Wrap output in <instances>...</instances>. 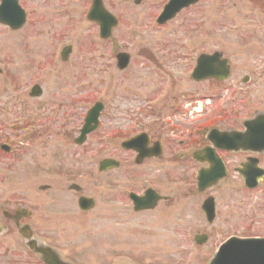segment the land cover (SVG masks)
I'll return each instance as SVG.
<instances>
[{"label":"rangeland","instance_id":"1","mask_svg":"<svg viewBox=\"0 0 264 264\" xmlns=\"http://www.w3.org/2000/svg\"><path fill=\"white\" fill-rule=\"evenodd\" d=\"M81 1L71 3L68 19L54 27L51 35L42 24L27 26L30 34L24 39L22 36L17 38L15 32L0 26V68L3 70L0 74V112L6 106L8 114L21 113L24 108L38 111L37 103L43 102L46 111L55 107L71 110V114L75 115L72 134L68 131L66 136L36 135L28 143L32 146L26 149L45 152L58 148L66 156H78V164L84 173L78 184L86 190L87 196L96 195L94 165L105 156L122 152L120 142L113 134L134 135L141 129L136 122L140 118H143V123L153 122V112L152 109L148 111L150 105L146 100L162 97L161 89L165 84L162 73L167 70L180 84L183 83L172 91V95L179 96L183 92L187 95L184 109L188 117L215 112V105L220 99L224 100L221 106H233L235 110L242 111V118L264 112V0H260L261 4L253 0H200L199 5L181 12L165 26L156 22L167 0H143L145 5L142 7L134 5V0H129L125 6H118L122 0H105L106 5L112 7L111 12L120 19L111 40L115 42V50L128 52L132 59L126 71L116 69L117 60L111 57V45H101L103 41L99 38L97 26L84 20L82 12L89 0L84 4ZM20 33L25 34L26 31ZM68 45L73 47L74 56L70 63L65 64L60 60V53ZM30 47L42 63L39 75L33 68L29 70L30 61L25 50ZM214 51L229 59L232 79L221 85L195 83L190 76L197 59L202 53L211 54ZM151 53L152 59L149 58ZM246 76H250L251 81L244 85L241 81ZM17 81H22L23 85L19 92L20 102L13 97L16 94L14 82ZM35 82L43 85L46 93L43 99L30 103L29 96L27 98L24 94L31 90ZM233 89L237 91L234 95ZM169 92L161 105L171 98ZM97 101L104 103L106 108L101 127L83 146H78L74 141L83 127L87 111ZM231 101L233 105L229 104ZM139 106L140 111H137ZM143 111H146L145 115ZM59 119L64 121L61 114ZM70 183L57 181L56 184L65 191ZM51 184H36L35 190L39 195L37 188ZM8 189H4V194H8ZM27 189L31 190L33 186H22L21 192ZM50 195L55 196L57 192ZM255 196L256 193H252L247 195V199L254 200ZM178 204L185 209L182 217L177 214L178 209L171 214L163 213L161 217L157 212L132 216L121 209L125 203L120 201L116 206V229L124 259L115 264H210L217 250L215 242L210 248L195 244L193 238L197 231H193L190 225L197 221L195 212L194 216L185 214L187 208ZM258 204L259 212L255 207H248L244 215L248 216L249 225L253 217L260 216L261 235H264V204ZM98 214L96 211L88 215L81 228L71 229L72 233L61 240L64 245L74 240L80 242L81 247L91 255V264L104 262V259L101 261L100 242L104 236L109 241L108 236L115 227L100 222ZM170 222L173 226L169 225ZM177 226L186 234L172 228ZM256 232L257 226L252 233ZM109 261L108 258L105 262ZM0 264H4L1 259Z\"/></svg>","mask_w":264,"mask_h":264},{"label":"flooded vegetation","instance_id":"2","mask_svg":"<svg viewBox=\"0 0 264 264\" xmlns=\"http://www.w3.org/2000/svg\"><path fill=\"white\" fill-rule=\"evenodd\" d=\"M87 1L83 0L81 3ZM128 1L122 0L118 6L128 5ZM135 1H139V5H136ZM92 2L93 0H89L86 4L87 9L85 7L82 12L83 17L89 13ZM71 3H75V0H0V26L7 28L6 24L10 20L24 18V27L13 31L17 37L28 36L30 31H27V26L33 24L44 25L47 33L51 35L54 33V27L68 19ZM133 3L138 7L145 5L143 0H134ZM103 4L111 13L112 7L106 5L105 0ZM18 15L19 17H16ZM22 30L27 32L21 34ZM101 45H111V57L116 58L120 52L114 49L113 41H105ZM28 52H31L28 54L29 65L37 71L40 68V59L34 50L30 49ZM73 56L74 51L70 60ZM162 74L165 81L162 90L170 91L171 95L173 90L183 85L173 78L172 72L167 70ZM16 85L20 90L23 88V85ZM45 93L46 89L42 86V99ZM24 95L29 96L30 92ZM13 97L17 101L21 100L20 97ZM41 98H31L30 103ZM187 101V95L183 92L179 96L172 95L164 105L152 106L151 124L143 123V118L138 119L140 134L147 135L140 142V152L122 150L120 154L105 156V159H100L94 165L96 195L90 197L96 201V207L91 212L83 211L79 206L82 196L90 197L78 184L79 178L83 176L78 156H66L58 148L45 152L33 148L26 149L32 146L28 143L34 140L36 135L49 133L51 136H66L68 131L72 134L75 115L71 114V110L55 107L46 111L44 103H38V111H28L24 108L21 113L8 114L9 110L2 108L0 259L3 263L47 264V261L53 259L58 263L55 258L58 256V259L66 264H91V255L81 247L80 242L74 240L64 245L61 240L72 233L71 229L81 228L85 218L96 211L99 212L100 222H106L107 226L115 225L113 233L108 236L109 241L105 240L104 236L100 242L101 261L104 259L101 264L123 261L124 253L121 251L122 245L116 229V206L120 201L125 203L121 209L130 212L132 216L157 212L160 217L171 214L174 209H178L177 214L182 217L185 209L178 204L181 203L187 208L185 214L194 216L195 212L197 221L190 225L193 231H197L194 238L202 236L200 239L204 240L200 247L210 248L214 242L218 247L234 237L264 239V235H261L260 216L253 217L250 222L252 224L249 225L248 216L244 215L248 207H255L259 212L258 202L260 206L264 204V187L249 190L244 183L245 171L255 167L264 169V151L246 149L243 144L249 142L227 134L245 131L246 121L240 118L242 114L238 110L221 107L215 112H202L188 117L184 110ZM60 114L64 121L59 119ZM79 134L80 132L78 136ZM110 159L116 160L119 168L101 172L100 162ZM218 166L220 169L216 170ZM213 174L218 180L221 178L217 185L201 188L202 178L210 175L203 182L202 187H206V184L212 181ZM57 181L71 183L63 191L59 184H56ZM48 182L52 184L47 185L46 190L37 188L40 192L38 195L36 184ZM29 185H32L33 189L21 192L22 186ZM75 186L77 188L69 189ZM6 187L9 188L7 195L4 194ZM148 190H155L160 199L155 203L154 209L137 211L130 196L136 194L142 198ZM54 191L57 195H50ZM252 193H256L254 200L249 197L247 199V195ZM211 211L212 216L209 217ZM238 220L241 222H237ZM169 225L173 226V223L170 222ZM255 226L258 232L252 233ZM172 228L176 232L186 234L179 226ZM49 247L57 256H54L51 250L48 251ZM60 247L62 249H59ZM108 258L110 261L105 262Z\"/></svg>","mask_w":264,"mask_h":264},{"label":"water","instance_id":"3","mask_svg":"<svg viewBox=\"0 0 264 264\" xmlns=\"http://www.w3.org/2000/svg\"><path fill=\"white\" fill-rule=\"evenodd\" d=\"M198 0H172L168 7L165 9L163 16L159 19V23H165L169 19L174 18L179 10L183 7H188L190 4L196 3ZM100 6V9H99ZM96 4L93 7V11L89 18L93 21H97L102 28L101 37L103 39L109 38L112 30L115 28L117 21L109 15H107L101 4ZM15 21H13V25ZM12 25V26H13ZM16 28V27H14ZM64 55L67 56L69 49H65ZM120 59L121 69L125 68L128 64V59H125V55L118 57ZM220 56L215 55L213 57L202 56L198 61L197 69L193 74V78L197 80L218 78L223 79L227 76L228 67L224 68L213 67V64L219 63ZM218 73H222V77L218 76ZM100 106V105H99ZM98 106V107H99ZM94 109L89 113L88 125L91 123L97 124L100 108ZM88 129V132L93 131ZM264 139V135L260 136ZM220 252L214 259L212 264H264V240H232L221 246Z\"/></svg>","mask_w":264,"mask_h":264}]
</instances>
